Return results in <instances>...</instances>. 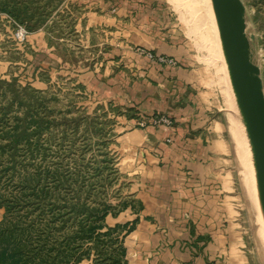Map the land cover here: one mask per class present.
Masks as SVG:
<instances>
[{
  "label": "rangeland",
  "instance_id": "1",
  "mask_svg": "<svg viewBox=\"0 0 264 264\" xmlns=\"http://www.w3.org/2000/svg\"><path fill=\"white\" fill-rule=\"evenodd\" d=\"M242 2L246 33L255 37L251 59L260 68L264 90V0ZM135 3L139 5L132 11L120 3L113 11L102 0H0V111L8 112L3 124L14 125L18 120L20 125L27 111L32 116L26 120H33L27 130L30 143L23 140L19 144L17 163L4 171L0 193L9 199L35 193L20 199L36 207L38 216L8 222L0 207V228L33 226L34 232L17 236L16 241L27 249L36 243L54 247L44 258L46 264H61L68 248L77 260L67 264H116L111 256L119 255L120 232L102 233L98 241L76 239L73 235L83 216L77 215L75 204L86 202L101 208L110 203L115 213L136 205L134 150L123 141V135L137 126L173 127L175 123L165 114L143 117L135 107L108 100L113 94L108 83L117 80L118 85L126 86L139 77L125 64L128 50L162 67L184 69L185 75L173 91L184 105L194 106L196 120L203 121L193 130L195 134L204 138L209 130L219 143L214 151L222 147V159L227 161H215L214 168H220L222 162L229 171L230 226L241 237L239 247L244 250L246 264H264V228L258 229L253 220L251 200L255 195L249 196L253 183L244 176L249 165L237 150V140L242 142L241 136L246 139V134L239 110L232 107L234 94L225 58L219 52L221 46L210 28L211 1ZM21 31L23 35H19ZM132 43L174 47L172 54L166 55ZM126 88L131 89L130 84ZM160 117L171 124L155 123ZM5 143L7 140L0 139V144ZM2 159H8L7 155ZM7 163L0 166V172ZM28 184L34 187L24 188ZM41 210L45 213L39 216ZM41 229L48 231V237L37 239ZM76 245L81 248H71ZM4 247L0 246V251Z\"/></svg>",
  "mask_w": 264,
  "mask_h": 264
},
{
  "label": "crops",
  "instance_id": "2",
  "mask_svg": "<svg viewBox=\"0 0 264 264\" xmlns=\"http://www.w3.org/2000/svg\"><path fill=\"white\" fill-rule=\"evenodd\" d=\"M102 1L113 11L117 3L132 7V11L140 0ZM132 44L166 55H171L174 47L167 43ZM125 64L139 77L126 86L123 82L118 85L117 80L108 83V90L113 91L108 100L135 107L143 117L165 114L175 122L173 127H133L123 135V141L134 150L136 205L107 216L105 223L134 222L123 238L127 264H246L244 250L239 247L241 237L229 223V171L222 162L220 168H214L215 161H227L222 159V147L214 151L219 143L209 130L204 138L195 134L193 130L203 121L196 120L194 106L184 105L173 91L184 77V69L162 67L128 50ZM120 86L124 91H118ZM166 87L171 90L165 91ZM99 88L105 90V86ZM126 135L130 137L125 139Z\"/></svg>",
  "mask_w": 264,
  "mask_h": 264
},
{
  "label": "trees",
  "instance_id": "3",
  "mask_svg": "<svg viewBox=\"0 0 264 264\" xmlns=\"http://www.w3.org/2000/svg\"><path fill=\"white\" fill-rule=\"evenodd\" d=\"M10 105H13V100L11 101ZM2 111H0V139L7 140L8 143L0 144V166H4L5 162L7 163L5 169H1L0 172V180L5 174L4 171H7L8 169H11L12 167H15V163H17V155L16 151L19 147V144L24 140L26 142L30 143V132L28 133V128L30 126V121H27V117H31L29 111L26 112V118H22L21 124H18V120H15L17 123L14 125H4L3 121L7 120V114L8 112L5 111V109L1 108ZM31 145V144H27ZM6 152H10V154H6ZM7 155L8 159H2V155ZM4 172V173H3ZM29 179V178H28ZM24 180L28 181L24 178ZM29 182V181H28ZM32 184V183H31ZM34 185V184H32ZM34 186L25 185L24 188L31 189ZM26 196H35V193H30L28 195L22 194L19 197H13V198H5L0 193V207L4 208V218L3 220L8 221L12 219V221L17 220L21 221L25 220L26 216L35 215L36 207H32L30 203L27 201H22L23 197ZM76 209L75 212L77 215L83 216L79 230L76 231V234L73 236H76V239H88L90 242L98 241L100 234L103 233V235H109L110 232L113 231V229L116 230V232H120L119 238L117 237V243L121 246V249L119 251L118 256H111L112 259H115L116 264H127L125 259V253L126 249L123 245V238L124 236L131 230L134 222L132 225H128V223L123 225H115L113 227L108 226L105 221L107 216L112 215L115 216L118 213L113 212V209L111 207L110 203L102 205V207H95L91 205H87V203L82 204H75ZM26 210V211H24ZM47 211V210H46ZM22 212V213H21ZM52 212V211H51ZM45 211L41 210L40 215H43ZM59 217L62 215L58 214ZM38 217V216H36ZM30 230V231H29ZM28 232H34L33 226H29L26 228L19 227L18 224L5 226L3 228H0V246H5L2 251H0V264H27L32 263L35 261H38L35 264H46L47 261L44 260V258H48V253H53L54 247H50L47 249L45 247L46 245H39V243H36L35 247L32 249H27L25 245H19L20 241L17 242V236L24 235ZM37 239L41 237V235H46L48 237V231L45 232L44 229L37 231ZM51 233V232H49ZM113 234V233H112ZM72 236V237H73ZM71 248H81V245H76ZM89 250V249H88ZM91 250V248H90ZM64 252V251H62ZM62 254V253H61ZM60 254V256H62ZM24 259V260H23ZM28 262H26V260ZM77 260L76 255L72 253V251L68 248V252L62 256L61 264H67L70 262V260Z\"/></svg>",
  "mask_w": 264,
  "mask_h": 264
},
{
  "label": "water",
  "instance_id": "4",
  "mask_svg": "<svg viewBox=\"0 0 264 264\" xmlns=\"http://www.w3.org/2000/svg\"><path fill=\"white\" fill-rule=\"evenodd\" d=\"M229 76L254 155L264 204V90L260 68L251 59L253 34L246 33L242 0H211Z\"/></svg>",
  "mask_w": 264,
  "mask_h": 264
},
{
  "label": "bare ground",
  "instance_id": "5",
  "mask_svg": "<svg viewBox=\"0 0 264 264\" xmlns=\"http://www.w3.org/2000/svg\"><path fill=\"white\" fill-rule=\"evenodd\" d=\"M209 1H211V0H209ZM207 9H208V7H207ZM212 10H213V8H212ZM212 10H211V13H209L210 14V18H211V20H210L211 27L210 28H211V31L213 30L212 33L214 32L215 33L214 35H216L214 37L218 38V40H217L219 42L218 45L221 46V50H219V52L221 51V53H222L221 56L223 58H225L224 51H223V46H222V41H221V38H220V32H219L218 24H217V21H216V17H215L214 11H212ZM203 11H204V9H203ZM225 61H226V59H225ZM224 63H226V66H227V62H224ZM227 68L228 67H226V69ZM231 84H232V82H231ZM232 91H233V94H234V95L233 94L232 95L234 96V102H235V104L232 103L234 105V106L232 105V107H234L237 110H239L237 108L238 104H236L237 100H236V97H235L233 85H232ZM230 92H231V90H230ZM236 109H234V110L237 111ZM235 111H233V112H235ZM239 112H240V110H239ZM235 114H236V112H235ZM240 118L242 119V126H243V130H244V132L246 134V139H245V135H243L241 133L243 135V136H241L243 141L241 142V141H239V139L237 140L239 142L237 144H240V145H237V147H238L237 150H239V152H240V154H239V158L240 159L243 158L244 156L247 157L246 159H247V162H248V165H249L248 168L250 170L248 171V168L246 169V166H244L245 169H246V172L244 173L245 174L244 176H245L246 180H248V179L251 180V184L253 183L252 184V189L249 188V189H251L249 196L250 195L252 196V193H253V195H255V198L253 197L254 199L251 200V206H252L253 215H254L253 220L255 221L256 226L258 227V229L261 230V229L264 228V204H263L261 193H260V189H259L258 175H257L256 169H255V166H254V155H253V151H252V146H251V142H250V139H249L247 131H246V127H245L241 112H240ZM241 143H242V146H241ZM246 159H245V162H246ZM243 160H244V158H243Z\"/></svg>",
  "mask_w": 264,
  "mask_h": 264
},
{
  "label": "built area",
  "instance_id": "6",
  "mask_svg": "<svg viewBox=\"0 0 264 264\" xmlns=\"http://www.w3.org/2000/svg\"><path fill=\"white\" fill-rule=\"evenodd\" d=\"M20 34L23 35V34H22V31L19 32V35H20ZM148 54H149V53H148ZM149 57L152 58L151 55H149ZM155 123H158V124H164V125H169V124H171V120L166 119V118H163V117H160Z\"/></svg>",
  "mask_w": 264,
  "mask_h": 264
}]
</instances>
